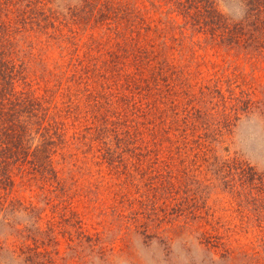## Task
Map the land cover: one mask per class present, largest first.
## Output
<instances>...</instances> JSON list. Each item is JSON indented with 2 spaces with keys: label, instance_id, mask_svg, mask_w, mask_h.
<instances>
[{
  "label": "trees",
  "instance_id": "trees-1",
  "mask_svg": "<svg viewBox=\"0 0 264 264\" xmlns=\"http://www.w3.org/2000/svg\"><path fill=\"white\" fill-rule=\"evenodd\" d=\"M136 1L0 0V254L9 252L18 264H55L36 236L59 227L43 228L44 211L15 198L17 189H35L45 207L58 201L63 237L81 253L97 240L69 210L74 201L91 212L114 199L128 202L130 220L143 231L142 220H157L171 201L181 216L196 218L179 202L184 180L174 171L182 164L196 184H212L214 176L233 201L264 203V175L216 151L223 134L254 112L255 96L233 90L214 113L202 106L204 91L194 90L201 68L189 64V46L177 39L161 45V32L143 14L154 0H143L144 8ZM240 1L247 16L232 23L214 0L172 5L200 30L198 38L238 44L254 25L248 39L264 48V0ZM176 51L187 54L179 64ZM216 115L224 121H211ZM134 195L153 199L152 208ZM111 209L123 213L116 204ZM259 212L255 222L263 227L264 207ZM12 239L20 246H9ZM30 240L38 245L34 253Z\"/></svg>",
  "mask_w": 264,
  "mask_h": 264
},
{
  "label": "rangeland",
  "instance_id": "rangeland-1",
  "mask_svg": "<svg viewBox=\"0 0 264 264\" xmlns=\"http://www.w3.org/2000/svg\"><path fill=\"white\" fill-rule=\"evenodd\" d=\"M214 1L218 11L230 23L243 20L244 16H247L240 0ZM136 3L138 8L145 6L143 0ZM173 6L172 0H154V5L148 6V11L143 14L149 17V21L152 20L154 27L161 32V45L170 48L174 43L173 39H177L176 44L181 42L189 46V64H196L197 68H201V74L195 76L194 90L198 92L202 88L204 91L202 106L213 109L211 112L214 113L221 108V96L227 99L228 92L233 90L237 95L240 90H244L255 96L254 112L247 116L242 115L233 132L223 134L222 143L216 147V151L221 156L243 159L264 175V48L251 44L248 39V34L255 26L253 25L250 32L247 31L248 27L245 28L247 34L238 39V44L211 42L209 39L205 41L204 38H198L200 30L197 27H189L190 24L185 23L179 16L181 11L178 12V8ZM258 16L263 20L262 14ZM248 23H252L251 18H248ZM176 52L174 56L179 64L181 58L187 54L182 56V53ZM169 54H172L170 49ZM192 58L195 59L191 60ZM217 94L218 97L212 99V96ZM216 116L215 120L211 121H224L219 115ZM182 166L183 164L180 169L174 171L184 180L178 191L179 202L189 204L188 209L193 211L192 214L196 218L193 219L189 214L181 216L175 211L176 201H171L167 202L166 208L167 203L161 206L165 212H160L159 208L157 220H142L148 222L147 229L144 228L143 231L137 229L130 220L128 202L114 199L110 204L105 203L104 211L98 209L91 212L89 206L82 205L81 201H74L69 205V210L77 212L83 229L93 241L97 240L96 247L86 248L82 253L81 248L77 249L76 244L69 243L67 238L63 237L64 229L61 226L64 223L61 216L64 213L58 206L53 209L58 201L50 200L49 205L45 207L43 199L35 189H17L14 196L23 203L32 204L44 211L45 218L40 224L43 228L51 225L59 227L56 232L45 238L36 236L40 243L44 242L39 245L40 251H47L55 264H264V224L259 227L255 222L257 216L261 215L259 210L264 207V203L233 201L229 189L219 182L218 178L215 180L212 176V184L210 181H205L203 185L196 184L190 175L181 172ZM212 172L207 173L205 168L207 177H211ZM134 198L140 202L146 201L147 209L152 208L153 199L135 195ZM113 204L118 205L123 213L114 214L111 209ZM262 217L264 218V213ZM54 240L58 243L55 244ZM2 241L3 238L0 237V242ZM14 241L19 245L14 244ZM20 243V240L15 239L7 241L12 248L13 245L19 247ZM27 244L32 250L36 245L31 240ZM0 264L18 263L13 261L9 252H4L0 254Z\"/></svg>",
  "mask_w": 264,
  "mask_h": 264
}]
</instances>
